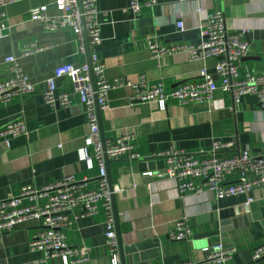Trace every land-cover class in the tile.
Returning <instances> with one entry per match:
<instances>
[{
	"label": "crops",
	"instance_id": "0c3cea01",
	"mask_svg": "<svg viewBox=\"0 0 264 264\" xmlns=\"http://www.w3.org/2000/svg\"><path fill=\"white\" fill-rule=\"evenodd\" d=\"M54 1L20 0L4 10L10 27L0 36V80L7 66L5 58L14 55L36 83V89L0 105V129L19 117L28 129L27 135L0 138V201L18 195L24 186L42 188L68 175L88 179L90 189L99 186L100 169L94 146H87L91 162L81 158L80 149L86 146L89 124L86 105L75 93L72 80H57L59 92L72 94L71 106H51L44 100L45 80L58 65L80 66L91 59L85 36L86 51L82 52L80 39L71 28L49 31L31 20L29 10L33 6L49 4V12L57 14ZM140 1V12L133 14L129 9L132 0H97L102 42L95 49L90 48L91 55L97 52L103 58L110 80L118 77L131 83L110 92L109 108L100 109L106 141L131 133L135 136L133 151L149 158L172 148L211 156L214 140L235 139L233 148L219 154L231 156L250 146L254 156H264V110L254 95L242 96L236 105L231 93L220 89L210 103L182 105L170 100L165 110L157 102L128 104L135 94L134 84L143 77L149 82L162 81L167 90H172L179 82L200 80L199 72L206 67L221 84L214 73L215 59L195 61L184 51L153 58L150 51L151 39L167 46L177 42L198 44L199 26L216 8L223 9L229 31L246 32L243 38L250 44V52L239 63L240 76L248 71L264 73V0H157L154 5H145L148 0ZM199 6L202 9L197 12ZM180 15L186 26L183 32L176 25ZM32 42L43 49L25 51ZM139 163L112 160L110 172L123 243L151 240L143 251L148 257L146 264H216L206 260L203 248L220 241L237 249L226 264H264V257H252L253 249L264 243V185L249 193L218 199L208 190L181 192L178 179L165 174L162 163L153 167H141ZM147 171L153 174L145 175ZM193 180L201 183L199 179ZM30 203L25 199L22 205ZM252 203L255 210L239 217H246L248 223L243 220V225L230 230L229 241L221 235H205L219 226L215 221L206 222L205 217ZM180 219L189 221L194 236L171 240L168 235ZM41 228L38 220L31 219L18 223L11 232H0V264H34L41 259L44 252H32L29 248L30 239ZM106 231L104 209L96 215L80 217L66 231L70 244L89 247L88 262L79 264H112ZM126 259L133 264L131 254ZM48 264L65 263L57 257Z\"/></svg>",
	"mask_w": 264,
	"mask_h": 264
},
{
	"label": "built area",
	"instance_id": "2783aa9c",
	"mask_svg": "<svg viewBox=\"0 0 264 264\" xmlns=\"http://www.w3.org/2000/svg\"><path fill=\"white\" fill-rule=\"evenodd\" d=\"M20 0H0V36L10 27L6 12L10 4ZM180 3L188 0H179ZM157 0H148L145 5H154ZM57 14L49 12V4H42L30 8V18L40 22L46 30L58 31L71 28L80 39V50L86 51L83 41L84 31L87 32L89 47L95 49L102 42L100 10L97 0H55ZM140 0H132L130 11L140 12ZM201 6L196 10L201 11ZM179 32L186 30L183 16L180 15L176 23ZM200 41L198 44L177 42L163 45L157 40H150V51L153 58L188 52L195 61L215 59V75L220 79L218 85L215 76L206 67L201 69L200 80L179 82L172 90H167L162 81L149 82L142 78L134 84L135 94L128 100L129 105L137 102H157L165 110L170 100L179 104L210 103L215 92L222 90L232 95L236 105L244 95L256 96L258 106L264 110V73L248 71L245 76L239 74L240 61L248 56L250 44L243 38L245 31H229L226 16L222 8H216L208 16L204 24H200ZM34 42L31 43L29 53L42 50ZM92 71L97 87V100L100 109L109 108V95L113 90L124 88L131 83L121 78L110 80L106 71V63L97 52L91 55ZM7 64L4 78L0 80V105L10 103L15 97L32 94L36 89L33 82L20 66L14 55L5 58ZM90 64L85 62L80 66L71 63L58 65L52 76L46 78L44 100L51 106L69 107L73 103L70 92H59L57 80L68 77L74 84L75 93L86 105L89 134L86 146L80 149L81 158L91 162L87 146L93 145L95 158L99 166V186L88 188V179H77L68 175L60 180L51 182L42 188L24 186L21 192L0 201V232H11L21 222L36 219L42 228L30 239L29 248L32 252L42 251L44 256L34 264H48L52 258L60 257L65 264L86 263L89 260V247L86 244H70L66 231L72 229L75 221L80 217L98 214L105 211V225L107 228V244L111 251L112 264H121L118 251L115 214L112 205V192L107 178V167L104 150L100 138L99 117L95 103L94 91L91 83ZM28 129L23 118H18L0 129V138L27 135ZM135 136L131 133L119 136L115 141H106V153L109 159L141 160L140 154L133 151ZM8 144L9 141L7 140ZM235 139L214 140L212 155L202 156V153H188L184 150L172 148L155 157L164 158V173L177 178L181 192L208 190L216 198L236 196L249 193L255 187L264 185V156H254L251 147L246 146L231 156L220 155L221 151L235 146ZM145 175L153 172L147 171ZM193 179L201 180L196 184ZM31 201L22 205L23 200ZM42 201V203H40ZM171 240H187L194 236V231L187 219H180L169 233ZM235 247H226L223 242L209 244L203 248L206 260L216 264H226L236 253ZM254 260L264 257V243L256 246L252 251ZM181 264H195L184 262Z\"/></svg>",
	"mask_w": 264,
	"mask_h": 264
},
{
	"label": "water",
	"instance_id": "95a60500",
	"mask_svg": "<svg viewBox=\"0 0 264 264\" xmlns=\"http://www.w3.org/2000/svg\"><path fill=\"white\" fill-rule=\"evenodd\" d=\"M78 1H79L80 8L82 9L81 0H78ZM84 36L86 38V46H87L88 54H89V56H91V49L89 47V41H88V36H87L86 31H84ZM89 64H90V68H91V71H90L91 83H92V87H93V91H94L95 103L97 106V113L99 116V130H100L101 142H102V147L104 150L105 163L107 166V178H108V182H109L110 191L112 192V205H113V211L115 214L117 239H118V247H119V252H120L121 264H128L127 259H126L127 254L132 255L133 264H146L145 261L148 259V257L146 254H144L143 251L150 245L151 240L125 245L123 243V239L121 236V230L119 227L118 210H117L115 193H114V183H113V179H112L111 172H110V163L112 160L109 159V157L106 153V138H105L104 129H103L102 120H101L100 107H99L98 100H97V93H96L97 87L95 84L94 73L92 71L91 59H89ZM139 161H140L139 164L141 167H144L145 165H148L149 167H153L157 163H162V165L165 166L164 158H159V157L143 158ZM255 206L256 205L253 203L250 205L245 204V205L236 206L234 208H227V209L218 210V211L211 213L209 215V217H205L204 219L206 220V222L209 220H210V222H214V221L218 222L219 226L217 229L209 231L205 235H207V236L221 235L223 237H226L225 241H229L227 239V237H229L228 232L230 230H232L233 228H238L239 225H243L244 221L246 224L249 221V220H247L246 217L244 219H241L239 217L243 216L245 214H248L252 210H255V208H256ZM256 217L257 216L255 215L254 218H256ZM153 243H155V242H153Z\"/></svg>",
	"mask_w": 264,
	"mask_h": 264
}]
</instances>
